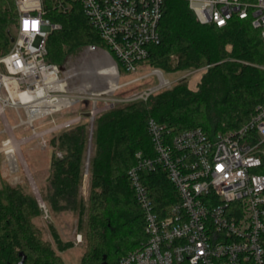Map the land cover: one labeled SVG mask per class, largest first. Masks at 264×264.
<instances>
[{"label": "built area", "instance_id": "2783aa9c", "mask_svg": "<svg viewBox=\"0 0 264 264\" xmlns=\"http://www.w3.org/2000/svg\"><path fill=\"white\" fill-rule=\"evenodd\" d=\"M164 0H13L16 23L11 46L0 54V161L14 176L29 172L22 148L36 140L47 150L49 137L83 124L82 116L37 131L48 117L70 108L69 82L86 72L65 71L48 60L49 35L62 27L46 18L49 7L61 12L79 5L108 49L97 45L83 48L93 59L96 74L108 83L104 67L115 69L116 91L154 77L157 85L125 98L97 101L83 97L91 85L78 88L81 99L94 100L93 133L97 113L118 105L147 101L152 95L175 86L161 69L148 64L149 47L159 44V25ZM201 24L226 27L232 20H250L264 41V0H187ZM115 58L118 60H115ZM122 68V72L119 69ZM149 69L142 75L141 71ZM201 69L188 71L180 79ZM130 79L121 82L122 76ZM102 92L97 96H104ZM81 98V99H80ZM77 101V102H78ZM58 104L61 108L58 110ZM8 113L19 123L11 124ZM27 127L30 136H15L14 130ZM148 130L155 156L136 153V164L128 171L135 196L145 219L146 240L128 252L117 264H264V106H258L239 129L209 135L196 127L174 133L150 119ZM91 140V139H90ZM62 158V153L57 152ZM90 157L86 162L89 173ZM161 167L174 186L178 201L159 212L145 177ZM32 185L45 218L50 214L37 186ZM83 235H76V243ZM1 264V263H0Z\"/></svg>", "mask_w": 264, "mask_h": 264}, {"label": "trees", "instance_id": "16d2710c", "mask_svg": "<svg viewBox=\"0 0 264 264\" xmlns=\"http://www.w3.org/2000/svg\"><path fill=\"white\" fill-rule=\"evenodd\" d=\"M46 18L62 27L46 42L51 63L62 66L69 55L88 45L108 49L79 5L64 13L51 6ZM15 23L13 0H0V54L11 46ZM159 32L160 43L149 47L148 64L167 74L207 68L196 90L182 81L147 101L121 104L98 115L92 138L89 125L83 123L49 141L53 153L44 202L49 214L85 213L88 245L81 264H117L146 240L144 213L128 171L136 164L137 152L155 156L150 119L174 133L201 127L213 136L239 129L258 106H264V41L250 20L235 19L223 28L204 25L187 0H164ZM119 69L122 72L120 65ZM91 142L86 208L80 190ZM145 182L159 212L178 201L161 167ZM42 214L34 195L0 179L1 264H19L23 258L25 264H65L35 225ZM58 246L62 252L71 244Z\"/></svg>", "mask_w": 264, "mask_h": 264}, {"label": "rangeland", "instance_id": "374dc122", "mask_svg": "<svg viewBox=\"0 0 264 264\" xmlns=\"http://www.w3.org/2000/svg\"><path fill=\"white\" fill-rule=\"evenodd\" d=\"M12 31H14V25L12 27ZM96 55H85L83 49L75 54H71L67 57L66 61L62 65L65 71L72 70L73 72H86L83 75H80L77 78L72 79L69 82L70 93H69V101L72 104L70 108L63 110V112H59L58 114H54L51 117L46 118L45 124L43 126L36 125L37 131H43L50 127V123L52 119H55L58 124L62 123L68 119H72L74 117L82 116V123L87 124L89 126L92 125V115H88L93 110L94 100L97 101V108L101 111L105 106V102L103 99H118L125 98L130 96L133 93L141 92L145 89L153 87L157 85V79L152 77L149 80L141 81L137 84L131 85L129 87L122 88L115 93L106 94L104 96H97L102 92L108 91V83L106 81H102L96 74L97 68L95 67L93 59ZM201 69V68H200ZM207 68H203V71L199 73L190 74L187 79L182 80L187 81L189 83V87L193 90H196L197 85L200 82L202 75L204 74ZM149 69H144L141 71L140 75L145 73ZM194 69L188 70L192 71ZM178 72L173 74H165V77L174 81L175 85L179 84L180 79L187 73ZM130 79V76H122L121 82L127 81ZM91 85V89L87 90V93L81 95L83 97H92L94 100L90 99H81L78 101V97L80 93L77 91L78 88L83 84ZM78 101V102H77ZM10 117V121L12 125H17L19 120L17 117H14L12 113H8ZM97 113L95 116H98ZM94 123V121H93ZM15 136L17 138L30 136L32 130L27 127H19L14 130ZM53 135L49 137V141L52 137L59 135ZM90 152V153H89ZM93 152V144L92 142L89 144L87 160L89 157L91 158V154ZM22 153L24 158L29 166V172L21 171L18 174L12 176L9 172H6L0 161V179H3L10 183L15 187H23L28 193L33 195L32 183L37 186L42 198L47 196L48 186H49V173H50V165H51V156L53 153V149L48 146L47 150H42L36 140L32 141L29 145H26L22 148ZM89 179L90 175L87 173L86 169L84 172V181L81 186V198L86 208L88 206V198L90 194L89 187ZM85 213H73L70 211H65L59 214H50L49 218H45L42 214L38 218L34 220L37 229L40 231L42 239L50 244L52 249L62 258L65 264H81L82 257L85 253V250L88 245V236L87 231L85 229ZM83 235V242L80 244L76 243V235ZM58 243L63 245L70 243L71 247L66 249L65 251H59Z\"/></svg>", "mask_w": 264, "mask_h": 264}, {"label": "bare ground", "instance_id": "6f19581e", "mask_svg": "<svg viewBox=\"0 0 264 264\" xmlns=\"http://www.w3.org/2000/svg\"><path fill=\"white\" fill-rule=\"evenodd\" d=\"M104 73L107 75L108 77V91L104 92V93H109L112 90V87L115 84V69L112 67V64L109 63L108 65H106L104 67ZM61 108V105L58 104V110ZM90 153V152H89Z\"/></svg>", "mask_w": 264, "mask_h": 264}, {"label": "water", "instance_id": "95a60500", "mask_svg": "<svg viewBox=\"0 0 264 264\" xmlns=\"http://www.w3.org/2000/svg\"><path fill=\"white\" fill-rule=\"evenodd\" d=\"M11 41H14V38L11 36ZM19 264H25V258H23V260L19 263Z\"/></svg>", "mask_w": 264, "mask_h": 264}, {"label": "crops", "instance_id": "0c3cea01", "mask_svg": "<svg viewBox=\"0 0 264 264\" xmlns=\"http://www.w3.org/2000/svg\"><path fill=\"white\" fill-rule=\"evenodd\" d=\"M89 187H90V179H89Z\"/></svg>", "mask_w": 264, "mask_h": 264}]
</instances>
